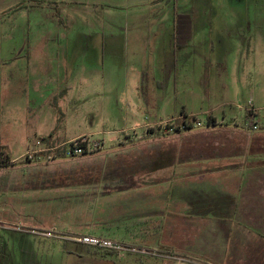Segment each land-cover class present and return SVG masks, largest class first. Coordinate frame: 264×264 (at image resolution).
<instances>
[{
  "label": "rangeland",
  "instance_id": "374dc122",
  "mask_svg": "<svg viewBox=\"0 0 264 264\" xmlns=\"http://www.w3.org/2000/svg\"><path fill=\"white\" fill-rule=\"evenodd\" d=\"M178 13L194 18L186 46L175 36ZM250 110L264 125V0H0V149L27 166L0 167V264H99L62 227L69 182L143 180L154 151L174 143L149 136L211 113L246 126ZM52 129L57 141L36 136ZM78 134L92 140L50 149ZM113 137L136 146L96 150V139ZM191 137L179 143L194 146ZM75 146L85 155L33 162ZM129 255L112 258L184 264Z\"/></svg>",
  "mask_w": 264,
  "mask_h": 264
},
{
  "label": "crops",
  "instance_id": "0c3cea01",
  "mask_svg": "<svg viewBox=\"0 0 264 264\" xmlns=\"http://www.w3.org/2000/svg\"><path fill=\"white\" fill-rule=\"evenodd\" d=\"M55 58L52 56L50 60ZM64 59L75 62L72 58ZM74 69L68 71L71 79L75 76ZM54 110L62 108L58 104ZM254 116L251 124L256 129L248 124L238 125L225 116L219 119L211 113L206 120L195 118L191 128H185L192 124L183 120L180 132L149 136L150 142L171 139L174 143L169 145L167 141L165 147L154 151L144 172L146 178L137 181L129 174L136 180L129 189L112 190L113 186L102 189L104 185L93 182L70 181L72 200L58 212L66 217L62 227L70 231L67 240L84 251L89 249L91 255L93 248L74 237H109L151 249L164 248L214 264H264V125ZM206 124H234L242 128L216 126L194 130ZM47 131L50 132L47 135L38 132L36 136L43 142L42 138L53 133L50 139L56 140L55 129ZM190 135L197 138L194 146L187 148L179 143ZM79 138L91 139L89 135L78 134L50 149ZM96 140L101 141L96 150L136 146V139L124 142L113 137L110 145L103 139ZM16 167L27 166L4 169ZM94 256L99 264H118L112 258L116 255Z\"/></svg>",
  "mask_w": 264,
  "mask_h": 264
},
{
  "label": "built area",
  "instance_id": "2783aa9c",
  "mask_svg": "<svg viewBox=\"0 0 264 264\" xmlns=\"http://www.w3.org/2000/svg\"><path fill=\"white\" fill-rule=\"evenodd\" d=\"M253 127L254 129L257 128V126H253ZM83 150L84 149L82 147L75 146L72 148V154H76V155L83 154L84 153ZM16 229L20 230L22 228L17 227ZM31 233H35V234L39 233L40 235L46 237H51L53 235L51 231L31 230ZM74 240L78 241L79 243L85 244L89 247L111 251L118 256H125L127 254L155 256V257L164 256V257H169L171 259L180 260L184 264H214L212 261L209 260L195 258L187 255L174 254V253L166 252L167 250L163 252V250H160L159 248L151 249L147 247L128 244L122 241L114 240L109 237H101L96 235H83L79 237H74Z\"/></svg>",
  "mask_w": 264,
  "mask_h": 264
},
{
  "label": "trees",
  "instance_id": "16d2710c",
  "mask_svg": "<svg viewBox=\"0 0 264 264\" xmlns=\"http://www.w3.org/2000/svg\"><path fill=\"white\" fill-rule=\"evenodd\" d=\"M193 25H194V18L193 15L191 13H178L175 17V36L178 38L179 40V44L181 45H186L187 41H189L192 37V33H193ZM251 115H255V111L254 110H250L249 111V119L251 117ZM250 126L253 127V125L251 123H249ZM193 127V125H186L185 128H191ZM151 132H154L153 129H150ZM181 129L177 128L175 129V132H180ZM171 133V132H170ZM167 134V133H164ZM53 136V133H51L49 136L42 138V140L44 142H46L45 140H49L51 137ZM85 146V144L83 145ZM87 152V151H85ZM66 154H71L72 156H75L76 154H72V150L69 151L68 153L63 154V156H65ZM82 155H85V153H83ZM76 156H80V155H76ZM15 163L11 160V158L5 154L1 149H0V167L2 168H6L9 167V165H14ZM124 179L123 184L121 185H116L112 188V190H126L131 188L132 186H134L136 184V180L134 179V177L132 175H129ZM93 248V247H91ZM89 250V249H88ZM91 253H93L94 255L99 254L100 256H106V255H116L115 253L111 252V251H107V250H101V249H97V248H93L91 249Z\"/></svg>",
  "mask_w": 264,
  "mask_h": 264
},
{
  "label": "water",
  "instance_id": "95a60500",
  "mask_svg": "<svg viewBox=\"0 0 264 264\" xmlns=\"http://www.w3.org/2000/svg\"><path fill=\"white\" fill-rule=\"evenodd\" d=\"M216 126H229V127H235V128H242V127H240L238 125H234V124H220V125H218V124H208L207 125L206 124V125L198 126V127L194 128V130L195 129L198 130V129H202V128L216 127ZM108 149L109 148H104V149H100L99 151H106ZM88 154L91 155L92 153H88ZM63 158H71V157H69V156H66V157H55V158H49V159H43V160H36V161H33V162L39 163L40 161L46 162V161H49V160L63 159ZM22 164H24V163H22ZM9 166H14V165H9Z\"/></svg>",
  "mask_w": 264,
  "mask_h": 264
},
{
  "label": "flooded vegetation",
  "instance_id": "af4514ba",
  "mask_svg": "<svg viewBox=\"0 0 264 264\" xmlns=\"http://www.w3.org/2000/svg\"><path fill=\"white\" fill-rule=\"evenodd\" d=\"M194 26V25H193Z\"/></svg>",
  "mask_w": 264,
  "mask_h": 264
}]
</instances>
